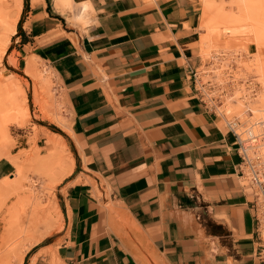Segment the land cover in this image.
<instances>
[{
  "label": "crops",
  "instance_id": "obj_1",
  "mask_svg": "<svg viewBox=\"0 0 264 264\" xmlns=\"http://www.w3.org/2000/svg\"><path fill=\"white\" fill-rule=\"evenodd\" d=\"M21 9L19 60L52 73L86 176L62 197L60 244L27 264H263L235 136L199 91V0Z\"/></svg>",
  "mask_w": 264,
  "mask_h": 264
},
{
  "label": "rangeland",
  "instance_id": "obj_2",
  "mask_svg": "<svg viewBox=\"0 0 264 264\" xmlns=\"http://www.w3.org/2000/svg\"><path fill=\"white\" fill-rule=\"evenodd\" d=\"M199 3V89L211 90L215 98L221 90H260L251 106L259 108L264 97V0ZM23 4L22 0H0V45L6 47V55L0 58V78L10 77L16 85L0 79V162L10 167L9 173H0V264H27L33 255L31 261L36 255L52 253L65 226L62 197L66 188L86 180L83 174L75 178L81 169L69 146L66 110L52 73L33 57L34 63L29 60L26 68L29 57L19 60L17 50L25 39L18 27ZM251 27L255 34L245 31ZM234 92L226 103L245 118L241 102L233 100Z\"/></svg>",
  "mask_w": 264,
  "mask_h": 264
},
{
  "label": "built area",
  "instance_id": "obj_3",
  "mask_svg": "<svg viewBox=\"0 0 264 264\" xmlns=\"http://www.w3.org/2000/svg\"><path fill=\"white\" fill-rule=\"evenodd\" d=\"M201 93V98L209 108L223 117L225 125L234 134L237 144V152L240 156L239 175L253 197V210L257 229L261 234L262 246L257 253V258L264 264V153L257 146L259 139L252 134L249 128L241 126V122L235 117H229L224 109L227 96L235 90H221L218 97L211 95V90ZM247 101L255 100L260 90H236Z\"/></svg>",
  "mask_w": 264,
  "mask_h": 264
},
{
  "label": "bare ground",
  "instance_id": "obj_4",
  "mask_svg": "<svg viewBox=\"0 0 264 264\" xmlns=\"http://www.w3.org/2000/svg\"><path fill=\"white\" fill-rule=\"evenodd\" d=\"M208 3H209V1H208ZM246 30L249 31L251 34H255L254 28H252V27L249 28V29H245V31ZM11 33H12L11 35H15L16 34L15 30H13ZM7 42H8L7 40H6V42L4 41V44L7 43ZM4 55H6V47L4 45H0V58L3 57ZM30 70H29V72H30ZM27 73H28V71H27ZM206 77L207 76L204 75V77L202 79L200 78V83L205 84L206 81H205L204 78H206ZM0 79L1 80H5L6 82L12 84L13 86H16L11 81L10 77H7L6 76V77L0 78ZM259 94H260V92L258 93V96H259ZM241 95L242 94H240V92L235 91L234 92V99L233 100L234 101L235 100H239L241 102V105H242L243 109L245 110L243 112L244 114H246V117L245 118L239 116V113L236 111L238 109L234 110V108H231V106L233 104H230V102H228V103L225 102V105L223 107L225 109L226 114L229 117H235V118H237L239 120V123L241 122V126L242 127L249 128L250 132L252 134H254L256 137L259 138L257 140V146L260 147L261 150H262V152L264 153V97L261 98L262 99V102L260 103L259 108H257V109H251L252 103L256 99L255 100H252V101H247V99L246 98H242ZM258 96L256 98H258ZM228 97H229V95L227 96V98ZM235 97H236V99H235ZM228 106L231 108V111L227 110L228 109ZM232 112H234L237 115V117L235 115H233ZM58 171L63 174V171L61 169H59ZM47 221H48L47 224H51L52 223L51 222L52 221L51 218H48L47 217Z\"/></svg>",
  "mask_w": 264,
  "mask_h": 264
}]
</instances>
